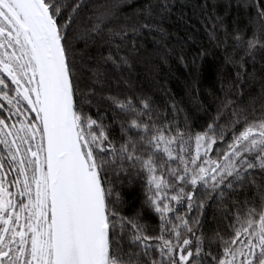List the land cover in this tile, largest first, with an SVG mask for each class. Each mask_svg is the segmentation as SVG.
I'll use <instances>...</instances> for the list:
<instances>
[{"label":"snow or ice","instance_id":"6c2138e0","mask_svg":"<svg viewBox=\"0 0 264 264\" xmlns=\"http://www.w3.org/2000/svg\"><path fill=\"white\" fill-rule=\"evenodd\" d=\"M174 6L0 0V264H264V0H235L250 14L231 29L199 5L224 52L202 115L124 75L153 57L189 67L169 45Z\"/></svg>","mask_w":264,"mask_h":264},{"label":"trees","instance_id":"16d2710c","mask_svg":"<svg viewBox=\"0 0 264 264\" xmlns=\"http://www.w3.org/2000/svg\"><path fill=\"white\" fill-rule=\"evenodd\" d=\"M170 20L166 23L169 32L174 33L169 39V45L175 46V52L179 53L183 48V53L187 56L189 67H185L176 57L171 56L167 64L160 63L157 58L153 57L152 62L144 63L141 60L137 63L131 73H124L125 77L131 76L132 82L137 90L142 89L145 92L153 94L155 99L165 104L172 97L179 103V106L192 115H202L197 113V105H208L212 102V93L216 92L220 85L216 73V66L222 64L224 52L223 49L217 48L209 39L208 30L211 23L208 21L199 8L206 0H174ZM209 15H212V4H216L215 14L224 18L229 26L239 24L245 26L248 23L249 11L235 7V0H232V7H228L229 0H207ZM196 6V7H194ZM183 16V19L180 17ZM191 35L194 42H187L181 45V39L187 41V37ZM151 47V43L148 45ZM200 47L208 49L209 54L202 62V72L197 77L190 67L192 57ZM159 64V67L156 65ZM197 64H201L198 59ZM121 84V88H123ZM166 88L167 93L161 91ZM116 89L113 88L114 92ZM102 106L101 110H104ZM93 114L95 112L93 110ZM110 116V110H109ZM109 120L106 119L105 123ZM201 123L196 121L197 126ZM118 131V129H117ZM123 193L127 200L124 205L125 213L131 212L133 209L140 207L144 198V189L139 181L133 185L125 184ZM212 209L209 208V220L211 218ZM146 223L151 229L158 228V217L155 214L146 215Z\"/></svg>","mask_w":264,"mask_h":264}]
</instances>
